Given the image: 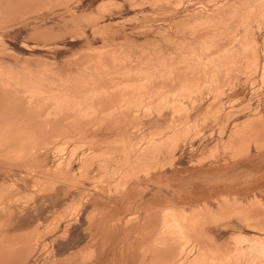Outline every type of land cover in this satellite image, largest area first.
I'll list each match as a JSON object with an SVG mask.
<instances>
[{
  "label": "rangeland",
  "instance_id": "374dc122",
  "mask_svg": "<svg viewBox=\"0 0 264 264\" xmlns=\"http://www.w3.org/2000/svg\"><path fill=\"white\" fill-rule=\"evenodd\" d=\"M262 150L264 0H0V263L105 264L92 194ZM151 216L137 264H264V187Z\"/></svg>",
  "mask_w": 264,
  "mask_h": 264
},
{
  "label": "crops",
  "instance_id": "0c3cea01",
  "mask_svg": "<svg viewBox=\"0 0 264 264\" xmlns=\"http://www.w3.org/2000/svg\"><path fill=\"white\" fill-rule=\"evenodd\" d=\"M262 187L264 150L207 165L165 167L153 172L146 181L129 184L122 193L111 198L92 194L87 203V211L89 214L104 212L101 226L103 232L98 243L104 245L106 254L110 252L96 259H103L105 264L112 261L137 264L139 256L138 246L135 247V244L138 242L134 244L132 234L128 235L124 229L125 223L135 212L139 220L144 219L145 213L151 214L148 220L154 223L164 209H183L188 212L222 197H246ZM117 221L120 222V238L117 236L118 232H112L110 227ZM113 249H120V253L116 254L117 251L112 255ZM154 257L159 261L163 260L160 252Z\"/></svg>",
  "mask_w": 264,
  "mask_h": 264
},
{
  "label": "bare ground",
  "instance_id": "6f19581e",
  "mask_svg": "<svg viewBox=\"0 0 264 264\" xmlns=\"http://www.w3.org/2000/svg\"><path fill=\"white\" fill-rule=\"evenodd\" d=\"M39 1V0H38ZM40 3V2H39ZM3 4V3H2ZM68 4V3H67ZM7 10V9H6ZM8 11V10H7ZM11 13V12H10ZM73 17V16H72ZM77 20V19H76ZM42 34V33H41ZM44 39V38H43ZM49 41V40H48ZM47 41V42H48ZM91 56V55H90ZM16 59V58H15ZM140 60V59H139ZM79 63V62H78ZM41 65V64H40ZM81 65V64H80ZM79 66V65H78ZM48 77V76H47ZM51 77V76H50ZM50 79V78H49ZM171 88V87H170ZM6 92V91H5ZM76 96V95H75ZM16 100V99H15ZM43 100V99H42ZM7 101V100H6ZM9 101V100H8ZM105 105V104H104ZM16 108V107H15ZM35 108V107H34ZM43 109V107H42ZM17 110V109H16ZM31 110V109H30ZM39 110V109H38ZM25 112V111H24ZM20 113V112H19ZM31 114V113H30ZM33 115V114H32ZM38 115V114H37ZM36 116V114H35ZM17 117V116H16ZM50 120V119H49ZM35 121V120H33ZM41 125V124H40ZM261 125V124H260ZM25 126V125H24ZM257 126V125H256ZM260 127V126H259ZM40 128V127H39ZM45 128V127H44ZM56 134V133H55ZM63 134V133H62ZM11 135V134H10ZM47 135V134H45ZM48 136V135H47ZM18 140V139H17ZM16 143V142H15ZM28 145V144H27ZM11 146V145H10ZM15 146V145H14ZM9 147V146H8ZM26 148V147H25ZM22 149V148H21ZM26 154V153H25ZM2 162V161H1ZM35 164V163H34ZM38 172V171H37ZM12 239V238H11ZM3 248V247H2ZM12 252V251H11ZM1 257V256H0ZM21 259L20 257H10V256H4L3 261L0 264H21Z\"/></svg>",
  "mask_w": 264,
  "mask_h": 264
}]
</instances>
